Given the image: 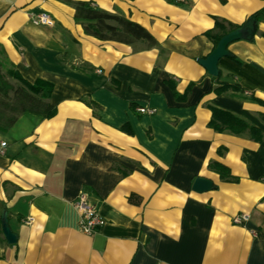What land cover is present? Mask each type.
I'll use <instances>...</instances> for the list:
<instances>
[{
    "label": "crops",
    "instance_id": "1",
    "mask_svg": "<svg viewBox=\"0 0 264 264\" xmlns=\"http://www.w3.org/2000/svg\"><path fill=\"white\" fill-rule=\"evenodd\" d=\"M78 1L139 24L157 45L86 35ZM262 10L264 0H0V59L49 82L55 107L0 130V264H264V17L226 46L217 76L199 63L215 48L205 35L215 18L242 25ZM39 13L53 25H33ZM211 108L261 140L215 131ZM197 179L209 189L195 191ZM81 193L105 220L92 236L72 205ZM238 214L248 220L234 224Z\"/></svg>",
    "mask_w": 264,
    "mask_h": 264
},
{
    "label": "trees",
    "instance_id": "2",
    "mask_svg": "<svg viewBox=\"0 0 264 264\" xmlns=\"http://www.w3.org/2000/svg\"><path fill=\"white\" fill-rule=\"evenodd\" d=\"M74 8V19L83 28L86 35L99 41H111L122 44H131L135 41H143L148 47L157 45L153 36L139 24L120 16L99 11L90 2H70ZM264 17V10L254 13L247 22L235 25L225 20L215 18L213 30L205 33L216 47L219 40L226 34L237 30H252ZM2 50H0L1 52ZM3 52V51H2ZM3 69L5 70L3 72ZM8 79L14 80L13 85ZM228 85H222L216 89L217 93L225 92ZM53 86L44 80L37 79L33 83L23 79L17 70L9 66L6 59H0V130L11 128L18 117L24 113H30L43 118H51L55 115V107L48 99L52 93ZM176 99L181 100L174 93ZM133 107V106H132ZM212 118L209 126L217 132L229 131L239 134L249 131L261 140L259 129L249 125L244 120L231 113L211 108ZM264 119V117H263ZM209 168L215 171L223 179H232L228 168L218 162H210Z\"/></svg>",
    "mask_w": 264,
    "mask_h": 264
},
{
    "label": "built area",
    "instance_id": "3",
    "mask_svg": "<svg viewBox=\"0 0 264 264\" xmlns=\"http://www.w3.org/2000/svg\"><path fill=\"white\" fill-rule=\"evenodd\" d=\"M29 19L35 26L53 25V21L45 13L31 15ZM136 111L141 114L153 113L152 110L145 108H138ZM2 146H5V143H2ZM72 205L79 215V230L83 234L92 236L105 225V220L100 215L97 206L89 200L86 194H79V196L73 200ZM247 220V214H238L233 217L232 222L234 224L240 225Z\"/></svg>",
    "mask_w": 264,
    "mask_h": 264
},
{
    "label": "water",
    "instance_id": "4",
    "mask_svg": "<svg viewBox=\"0 0 264 264\" xmlns=\"http://www.w3.org/2000/svg\"><path fill=\"white\" fill-rule=\"evenodd\" d=\"M247 35V31L243 29H237L226 34L219 40L211 54L206 59L200 60L199 63L207 70L210 75L217 76V63L219 59L223 56L229 55L226 51V46L232 41L246 39ZM209 187L210 185L208 182L202 179H197L195 181L193 189L198 192H203L208 190ZM2 233L8 244L16 243V236L10 231L9 227L7 226L5 216H3L2 219Z\"/></svg>",
    "mask_w": 264,
    "mask_h": 264
},
{
    "label": "rangeland",
    "instance_id": "5",
    "mask_svg": "<svg viewBox=\"0 0 264 264\" xmlns=\"http://www.w3.org/2000/svg\"><path fill=\"white\" fill-rule=\"evenodd\" d=\"M4 71H5V70L3 69V72H4ZM8 81L11 82L13 85H16V82H15L14 80L8 79Z\"/></svg>",
    "mask_w": 264,
    "mask_h": 264
}]
</instances>
